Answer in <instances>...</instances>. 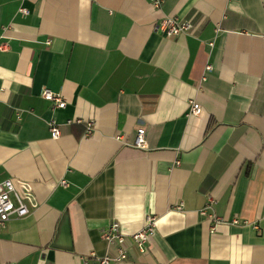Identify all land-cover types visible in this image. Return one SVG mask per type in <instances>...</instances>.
<instances>
[{"label": "crops", "instance_id": "1", "mask_svg": "<svg viewBox=\"0 0 264 264\" xmlns=\"http://www.w3.org/2000/svg\"><path fill=\"white\" fill-rule=\"evenodd\" d=\"M167 16L189 33L165 38ZM0 45V183L29 211L0 227V264L115 256L113 221L123 264H264V0H0Z\"/></svg>", "mask_w": 264, "mask_h": 264}, {"label": "built area", "instance_id": "2", "mask_svg": "<svg viewBox=\"0 0 264 264\" xmlns=\"http://www.w3.org/2000/svg\"><path fill=\"white\" fill-rule=\"evenodd\" d=\"M153 8L159 9L162 0H149ZM19 11L22 14H26V10L21 8ZM192 25L188 21L180 20L176 17H164L155 26V29L159 30L165 38H173L180 34L189 33ZM2 46L0 45V49ZM206 71L211 70L210 65L205 68ZM204 80V77L202 78ZM41 97L52 104L53 110L63 109L65 107V102L62 98L48 89H44L41 92ZM201 111V107L195 101L189 102V110L187 115H198ZM83 125V135L84 139L90 137L94 131V121H79ZM48 130L52 139H57L60 136V131L57 128L55 120H50L48 122ZM136 148L144 149L146 147L145 143V129L140 126L136 129L134 145ZM178 164V163H175ZM62 186H67L65 181H61ZM216 199L211 196H207L205 206L200 214L204 217L209 218L214 225L221 222L219 217H216L211 213L212 207L216 204ZM178 210L180 206L176 207ZM28 208L25 203L20 199L18 194L10 180H5L0 183V227L3 226L12 216L17 218L24 217L28 214ZM157 218L155 215L147 214L144 217L143 225L140 230L129 236L133 245L136 249L143 253L145 251V245L150 237H152L153 232L156 227ZM100 237L107 246H114L116 254L115 256H103L98 258L93 264H123L127 259V251L124 246L126 235L121 232L120 225L118 222L113 221L104 227L100 232ZM81 264H91L87 260L81 261Z\"/></svg>", "mask_w": 264, "mask_h": 264}, {"label": "trees", "instance_id": "3", "mask_svg": "<svg viewBox=\"0 0 264 264\" xmlns=\"http://www.w3.org/2000/svg\"><path fill=\"white\" fill-rule=\"evenodd\" d=\"M210 125V124H209Z\"/></svg>", "mask_w": 264, "mask_h": 264}]
</instances>
